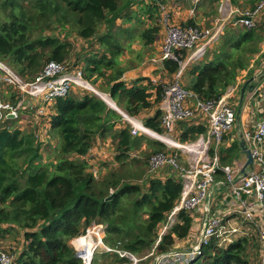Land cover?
<instances>
[{
    "label": "trees",
    "instance_id": "obj_1",
    "mask_svg": "<svg viewBox=\"0 0 264 264\" xmlns=\"http://www.w3.org/2000/svg\"><path fill=\"white\" fill-rule=\"evenodd\" d=\"M201 1L209 6L221 0ZM165 2L0 0V59L25 81H33L49 60H66L74 40H83L87 43L81 57L84 78L89 81L95 76L93 80L97 82L106 76L110 95L121 109L130 116L146 114L144 125L164 133L158 107L165 85L146 76L127 84L121 80L126 67L122 66L120 56L130 49L136 32H140L143 47L149 48L159 40L161 5ZM210 11L206 9L207 14ZM145 22L146 28L138 29L139 23ZM128 23L133 26H127ZM183 25L195 24L188 21ZM233 27L220 34L214 56L190 67L195 82L189 89L203 99H219L235 84L240 70L248 66L251 56L259 51L258 44L264 41V35L257 34L264 31V19L255 28ZM187 54L183 53L184 60ZM137 57H142V53ZM104 68L111 69V74L103 72ZM163 68L174 75L181 64L166 59ZM155 105V113L148 115L147 111ZM52 108L46 141H39L35 131L0 126V233L16 227L23 230L24 237L23 249L14 264H83L70 241L84 234L94 221L107 225V244L117 246L120 242L121 248L145 257L141 264L173 250L177 240L191 235L193 219L186 210L178 213L177 224L161 233L181 197L182 181L172 176L152 178L147 158L130 156L144 143L156 152L167 151L163 142L146 134L132 135L131 126L121 123V114L95 93L79 95L70 91L57 98ZM206 131L207 126L198 120H182L175 133L178 140L185 142ZM50 133L58 140L54 149ZM109 136L116 142L117 166L97 177L88 170L86 156L97 137ZM45 148L52 150L46 157ZM228 152L239 154L240 142H233ZM229 160L230 157H222L224 163ZM112 192L114 197L105 200ZM200 251L185 264H261L257 231L225 246L212 238ZM102 254L110 256L112 264L129 261L116 252Z\"/></svg>",
    "mask_w": 264,
    "mask_h": 264
},
{
    "label": "built area",
    "instance_id": "obj_2",
    "mask_svg": "<svg viewBox=\"0 0 264 264\" xmlns=\"http://www.w3.org/2000/svg\"><path fill=\"white\" fill-rule=\"evenodd\" d=\"M200 1L191 0L192 12ZM226 4L222 3L219 9L225 15L223 20L228 16L232 26L242 25L250 29L261 22L264 0H259L254 7L247 9ZM161 9L164 36L161 53L154 59H171L179 62L181 68L174 74L173 81L164 86L163 98L158 107L161 125L168 134L163 136L168 140L164 142L174 149L151 155L148 174L152 178L172 176L180 179L183 185L181 197L169 213L161 233L179 222L178 213L181 210H186L192 216L193 225L188 239L192 243L191 247L162 252L155 256L153 264H185L199 254L202 245L212 238H217L219 244L225 246L256 231L261 243V264H264V58L260 59L254 71L253 88L249 92L250 96L244 100L243 114H240L242 118L239 119L242 122L240 131L253 158V163L248 165L244 175L242 168L247 162L246 154L241 150L239 156L234 158L236 154L229 155L228 152L233 142L241 140L240 131L233 133L238 123V108L232 104L241 82L229 86L219 99H203L181 83V75L186 67L183 53L195 50L198 57L206 44L219 38L222 26L176 24L171 21L164 4ZM85 83L89 85L83 70L70 71L63 61L49 60L33 81H25L6 61L0 59V94L5 88L12 87L19 95H30L33 100H27L26 108L36 109L38 119L39 115L48 113L50 103L68 95L73 86L82 87ZM102 94L97 92L101 98ZM23 102L14 105L4 103L0 98V119L5 110L6 118L18 117ZM123 115L132 124L133 134H138V131L148 134L142 128L160 134L142 125L136 118L126 113ZM182 120H198L207 126V131L193 141L180 142L174 138V133ZM35 135L43 142L41 133L36 131ZM223 156L232 158L233 162L229 160L224 163ZM106 226L105 223L94 221L84 234L71 240L76 256L82 263L94 264L97 254L116 252L129 259L124 264H141L144 258L121 248L120 242L117 246L106 243ZM16 258L17 254L7 251L0 241V264H14Z\"/></svg>",
    "mask_w": 264,
    "mask_h": 264
},
{
    "label": "rangeland",
    "instance_id": "obj_3",
    "mask_svg": "<svg viewBox=\"0 0 264 264\" xmlns=\"http://www.w3.org/2000/svg\"><path fill=\"white\" fill-rule=\"evenodd\" d=\"M224 2H227L226 5L229 4V6H231V3H232L233 5L239 6L241 9H247L249 7H252V5H254L257 2V0H254V1H251V0H236V1L221 0L220 3L217 4V5L209 4V7L211 8V11L207 15V17H209V18L206 20V24H204V25H206V27H209V26H212V25H214L216 27L222 26V29H221L222 31L220 32V34H222L223 31L226 30L227 28L233 27L231 19L229 18L228 20L224 21L223 17L225 15L220 12V9H219L220 5L222 3H224ZM147 23L148 22H145L144 24H140L139 23V28L140 29L141 28H146ZM198 26H203V25H198ZM233 28H241V26L240 27H233ZM257 34L264 35V31H262L261 33L259 31H257ZM163 36H164V33H163V35L161 37L163 38ZM162 38L160 39L159 42L156 41L153 46L149 47V49H147L146 52H143L142 53V57H137L136 56V57H133V59H134L133 61H131V62L127 61V66L126 67H129V65L134 64L135 60H138V62H139L138 65H141L142 62H146V66H150V65L153 66L154 65L157 68L154 69V71L152 72L154 74V76L156 77V78L153 79V81L154 82H158V83H162V84H164L166 86L167 84H169V83H171L173 81L174 75H170L168 73V71L164 70L163 61H160V59L152 60L158 53L159 54L161 53ZM72 40H74V39L72 38ZM218 40L219 39H217L215 41L213 40L210 43L206 44L205 47H204L205 49H203V51H202V54H200L198 57H196L197 55L195 54V50L187 52L188 54L185 56V60H184V63L186 64V67L183 70L182 75H181V83H182V85L184 87L189 88V86H191L195 82L194 81L195 77L191 76L190 73H189L190 67L193 64H196L198 62H201V61H203L205 59H209L212 56H214L215 55L214 50L218 49V46H219V41ZM202 45L203 44H200L199 46H202ZM86 46H87V43L84 42L83 40H80V39L79 40L78 39L74 40V44H73V49H72L71 55L69 56V58H67L66 60L63 61V63L66 65V67L70 71H74L76 69H81L84 72V67H83L84 63H83L81 57L85 53V50H82V47H86ZM93 47H95V46L93 45ZM258 47H259V51L256 54H253L251 56L248 66L246 68L240 70L239 75L237 76V79H236L235 83L241 82V84H240V86L242 85L241 89L244 86V83H246L248 80L252 79L254 71L257 68V64L260 62L261 58H264L263 57L264 56V41H261L258 44ZM87 48L92 49V46L88 45ZM125 55H126V52H124V54L120 56V58H124V61H125V57H124ZM145 56H147V58ZM150 58H151V60H149ZM122 66H123V64H122ZM103 72H107V73L111 74L112 70L109 69V68H104ZM94 78H95V76L91 80H89L90 82L85 79L89 83V85L87 83H85V85H83L82 87L81 86L78 87V85H76V86H73L71 91L74 92V93H77L79 95L80 94H85V93H95V94H97V92H101V93H103L101 95L102 98L105 99L106 102L110 101V99H109V97H111L110 92H109L110 84H108L107 77L106 76H102V77L99 78V80L97 82H95L93 80ZM240 94H241V91H240V88H239V91L236 94V99L232 100V104L236 108L239 107L238 101H240ZM246 95H247V98H248V96H250V94L247 92V90H246V94H245V101H246ZM0 98H1V101L4 102V103L5 102H9V103L14 104V105H16L19 102H23L24 101L23 104H22V106H24V107L21 106V108L19 110V114L20 115L18 117L7 118L8 119L7 122L5 121L6 120L5 113L7 112V110H5V112L3 113V118L0 119V126L6 125V126H10L12 129L13 128H21L22 130H25V131H28V132H33V131L36 132L37 131V132L41 133V138L43 139V141L46 140V138L49 136L48 134H49L50 131L48 130L47 124L45 122L48 120V116L50 114V111L53 112L52 105L54 103H52V104L50 103L48 105V113L45 114V115L44 114L39 115V119H38V117H36V115H37L36 114V109H34L33 113H31L32 110L29 109V108H26L27 104H28L27 100H31V101L33 100V99H31L30 95H28V94H24V95L20 94L19 95L16 89H14L12 87H8V88H5L3 90V92L0 94ZM245 101H244V103H245ZM34 103H37V102L34 101ZM116 109L120 110L121 108L118 109V107L116 106ZM242 109H243V106H242ZM29 110H30V112H28ZM121 110H122V112L125 113V111L123 109H121ZM241 113H242V111H241ZM120 114L122 116V121L120 120L121 123H124V124L128 123L131 126V129H133L132 124H130L125 119V117H124V115L122 113H120ZM22 115H23V117H22ZM148 115H150V114H148ZM140 116H141L140 118H139V116H131V117L136 118L140 123H142V125H144L143 119L147 115L144 114V115H140ZM25 118H26V120H25ZM240 118H242V116H240ZM22 120H24V121H22ZM28 120H30V121H28ZM30 122H32V124H34L35 128L31 127ZM240 128H242V122L241 121L239 123L235 124L234 129H233V133H238L241 130ZM138 132H139L138 134H145L144 132H140V131H138ZM160 134L162 136H167L168 135V134H166V132L160 133ZM160 134H158V135H160ZM132 135H136V134L132 133ZM146 135L148 137L152 138V139L159 140V139H156L155 137H151L150 134H146ZM50 136L52 137L51 141H53L52 143L54 145L53 147L51 146V149H54V147H56L57 144H58V140H57V137H55L53 134H51ZM178 137H179L178 134L175 133L174 134V138L177 139ZM108 138H110L109 139V143H108V146H105V147H108L107 149H108V153L111 155V159L109 160V158H110V156H109L108 159L106 158L105 162L101 161L100 165L98 167H95V166L91 167L93 169H90V165H89V169L88 170L91 171V172H94V174L97 177L104 175L106 172L116 168V166H117V163L115 162V156H116V153H117L116 142L114 141V139L112 137L109 136ZM98 139L100 140L101 145L104 146L103 140H105L107 138L102 139L100 137H97L96 144H97ZM178 141H180V140H178ZM161 142H163L165 144L166 150H169V149L173 150L174 149V147L166 144L164 141H161ZM180 142H183V141H180ZM50 150L45 148L43 150V155L45 157L49 156L50 153H52V150L51 151ZM154 152H156V151H155V148H153V146L144 143L143 147L141 149L131 151L130 152V156L131 157H137V158L146 157L147 160H149V158L151 157V155L154 154ZM144 153L147 154V155H144ZM238 156H239V154H236L234 156V158L238 157ZM230 160H232V158ZM232 162H233V160H232ZM131 181L132 182H140V183L142 182V181H140V179L139 180L138 179H131ZM190 236L191 235H189L187 238H184V239H181V240H177V242L175 244L187 242V240L190 238ZM23 238H24L23 237V230H21L19 228H16V227H13L12 230L3 231V232L0 233V241L2 243V246L7 251L11 252L12 254H18V252H20L21 249H23V242H24ZM70 243H71V241H70ZM150 263H152V260L150 262H148V264H150ZM94 264H112V258L110 256H107V255L104 256V254L99 253L96 256V258H95Z\"/></svg>",
    "mask_w": 264,
    "mask_h": 264
},
{
    "label": "crops",
    "instance_id": "obj_4",
    "mask_svg": "<svg viewBox=\"0 0 264 264\" xmlns=\"http://www.w3.org/2000/svg\"><path fill=\"white\" fill-rule=\"evenodd\" d=\"M164 5H165V7H166V9H167V11H168V13L170 15L171 21L173 23L181 24V25L185 24L188 21H193L195 25H204V24H206V20L209 18V17H207L208 14L206 13V9H211L209 6L205 5L203 2L202 3L199 2L197 4V7H196L195 11L192 12L193 4H192L191 0H166ZM231 6L233 8H240L239 6L233 5L232 3H231ZM228 19H229V17L227 16L226 20H228ZM263 19H264V14H263V17H262L261 21ZM117 23L121 24V20H118ZM127 26H133V23L132 24L128 23ZM138 29H140V28H138ZM163 33H164V30L162 29L161 36L163 35ZM161 36H160V38H159V40L157 42L160 41V39L162 38ZM139 38H140V32H136L135 33V37H134V39L132 41V45L130 46V49H127L125 51L126 52V55L124 56L125 57V61H124V58H121L123 67L127 66V61L128 62L133 61L134 60L133 57H136L140 53L146 52V50L149 49V48L143 47V45L140 42ZM159 55L160 54L158 53L155 57L154 56L153 57L156 58ZM145 57L147 58V56H145ZM149 60H151V58ZM138 64H139L138 60H135L134 64L129 65V67H126L125 73L123 74V77L121 78V80H124L127 84L130 85V84H132V82L135 79H137L138 77H141V76L150 77L152 80L154 78H156L154 76V74L152 73L154 71V69L157 68L156 66H154V65L153 66L152 65L146 66V62H142L141 65H138ZM246 83H248L246 90L249 93L250 92L249 86L252 85V79L248 80ZM109 99H110V101H108V100L107 101L110 104L108 102H106L105 99H104V101L111 108H113L116 111H118V112L123 114L124 112H122V110L117 105V103L113 100V98L109 97ZM116 106L120 110H117ZM156 109H157V106L155 105L153 108H150L149 111H147V112H148V114L153 115L155 113ZM140 117L141 116H139V118ZM25 120H26V118H25ZM22 121H24V120H22ZM28 121H30V120H28ZM47 121L45 122L46 124H47ZM30 124H31L32 128H35V126H34V124H32V122H30ZM151 137H154V136H151ZM155 138L159 139V141L162 140V141H166L167 142L165 137H163L162 139L157 138V137H155ZM109 139L110 138H107V139L103 140L104 146L101 145V142L98 139L97 144L94 145V147L91 149L89 155L86 156V159L88 160V163L90 165V169H93L91 167H94V166L98 167L100 165V162L101 161L105 162L106 158L108 159L109 156H110L109 160L111 159V155L108 153V149H107L108 147H105V146H108ZM191 246H192V243L189 242V240H187V242H185V243H177V244H175L174 248L186 249V248H189ZM153 262H154V259L152 260V263H150V264H153Z\"/></svg>",
    "mask_w": 264,
    "mask_h": 264
},
{
    "label": "water",
    "instance_id": "obj_5",
    "mask_svg": "<svg viewBox=\"0 0 264 264\" xmlns=\"http://www.w3.org/2000/svg\"><path fill=\"white\" fill-rule=\"evenodd\" d=\"M134 1H136V0H134ZM237 19H238V17H237ZM247 84L248 83H245L244 86L241 89L239 107H238V110H237V122L238 123H239L240 114H241V111H242V106H243V103H244V100H245V94H246ZM252 88H253V85H250L249 86V90H251ZM240 137H241V140H240L241 150L247 156V162L245 163V165L242 168V173L245 175L246 174V169H247L248 165H250V164L253 163V158H252V155H251L250 150L247 148V145H246L245 140L243 138L242 131H240ZM114 195H115V192H112L111 195H109L108 197L105 198V200H111L114 197ZM188 251H191V249H188Z\"/></svg>",
    "mask_w": 264,
    "mask_h": 264
},
{
    "label": "bare ground",
    "instance_id": "obj_6",
    "mask_svg": "<svg viewBox=\"0 0 264 264\" xmlns=\"http://www.w3.org/2000/svg\"><path fill=\"white\" fill-rule=\"evenodd\" d=\"M142 130H145L146 132H148V134H151V136H154V137H157V138H160V139H162L163 138V136H160V135H158V134H156V133H154V132H152V131H150V130H146V129H143L142 128ZM167 140V139H166ZM162 141V140H161ZM168 141V140H167Z\"/></svg>",
    "mask_w": 264,
    "mask_h": 264
}]
</instances>
